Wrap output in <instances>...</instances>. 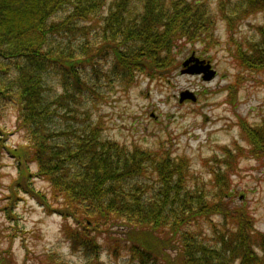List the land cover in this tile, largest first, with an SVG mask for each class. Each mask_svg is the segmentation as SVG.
Instances as JSON below:
<instances>
[{
    "label": "trees",
    "instance_id": "trees-1",
    "mask_svg": "<svg viewBox=\"0 0 264 264\" xmlns=\"http://www.w3.org/2000/svg\"><path fill=\"white\" fill-rule=\"evenodd\" d=\"M105 1L0 0V111L13 107L24 142L10 149L0 134V168L6 151L23 159L5 192L0 182V193H7L0 216L9 218L21 192L37 199L48 215L61 217L63 238L83 264H102V253H125L132 264H259L264 232L254 229L247 208L233 203V151L225 149L211 170L209 196L187 185L186 159L104 137L88 110V102L103 95L93 86L101 77L123 87L139 75L167 79L185 43L216 44L210 6L204 0H112L105 7ZM218 6L230 29L241 16L264 13V0H219ZM256 32L257 40L234 56L243 69L259 72L264 25ZM50 76L60 90L53 95ZM247 135L264 147V132L251 127ZM255 153L264 158V149ZM36 179L45 189L36 188ZM216 215L231 227L205 243L203 221L214 226ZM12 253L1 248L0 264H9Z\"/></svg>",
    "mask_w": 264,
    "mask_h": 264
},
{
    "label": "rangeland",
    "instance_id": "rangeland-1",
    "mask_svg": "<svg viewBox=\"0 0 264 264\" xmlns=\"http://www.w3.org/2000/svg\"><path fill=\"white\" fill-rule=\"evenodd\" d=\"M111 1L106 0L105 7ZM204 1L214 15L213 22L208 25L216 44L213 40L185 43L180 60L178 57L179 67L168 76L169 79H149L139 75L129 87L108 82L104 77L93 80V86L103 95L100 94L94 103L88 102V110L95 121L100 122L104 137L129 147L135 145L151 154L162 150L168 151L171 157L186 159L187 185L211 193L209 196L215 188L211 170L223 158L225 149L233 151L235 170H230L228 177L233 203L247 208L253 216L254 229L264 232V158L253 156L264 147L254 142L257 137L247 135L251 127L264 132V71L243 69L234 56L237 50L245 52L247 45L257 40L256 29L264 25V13L241 16L230 29L219 13V0ZM63 40L67 41V38ZM189 56L208 61L215 75L205 80L201 74L180 73L185 68L182 61ZM238 73L244 74L243 77H238ZM50 77L47 83L50 91H47L53 95L60 90L56 79ZM182 92L189 93L193 99L186 95L188 98L180 100ZM15 115L13 107L5 106L0 111V134L5 135V144L10 149L18 151L24 142L15 131ZM243 124L246 127L242 129ZM22 162L23 159L10 151L5 152L0 168L4 192L19 174L17 167ZM220 165L224 168L222 163ZM30 167L34 171L35 166ZM220 174L222 178L225 176L222 171ZM34 183L39 189L47 184L39 179ZM3 194L1 192L0 197ZM19 195L23 199L9 213V218L0 216V249L9 247L13 252V259L8 263L56 264L62 259L68 264H83L85 260L81 254L72 252L63 238L61 217L56 213L48 215L30 195L23 192ZM212 220L214 226L207 221L202 224L200 235L206 239L205 243L217 240L214 238L218 233L227 234L226 228L231 227L219 215L213 216ZM124 254L115 258L102 253L100 260L102 264H132ZM258 260L259 264H264L262 255Z\"/></svg>",
    "mask_w": 264,
    "mask_h": 264
},
{
    "label": "water",
    "instance_id": "water-1",
    "mask_svg": "<svg viewBox=\"0 0 264 264\" xmlns=\"http://www.w3.org/2000/svg\"><path fill=\"white\" fill-rule=\"evenodd\" d=\"M208 64H209L208 61L206 63L204 60H199L198 58L194 56H189L187 59H185L182 62V65L185 66V68H182L180 72L181 73L186 72V73H192V74L195 73L196 75L201 73L200 76H202V79L209 80L215 75V70L210 69V65ZM186 95L192 98L189 93L182 92L180 93V100H182L183 98H188Z\"/></svg>",
    "mask_w": 264,
    "mask_h": 264
}]
</instances>
